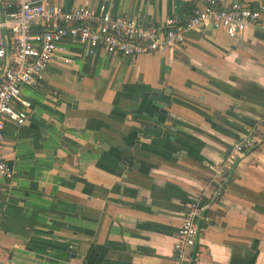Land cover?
<instances>
[{
  "label": "crops",
  "instance_id": "obj_1",
  "mask_svg": "<svg viewBox=\"0 0 264 264\" xmlns=\"http://www.w3.org/2000/svg\"><path fill=\"white\" fill-rule=\"evenodd\" d=\"M48 1L107 4L156 26L207 2ZM65 43L68 61L55 58L39 85L22 86L27 119L6 123L0 264H176L194 199L211 220L185 264H264V140L225 177L211 169L250 130L264 138V12L236 37L190 31L182 45L135 59Z\"/></svg>",
  "mask_w": 264,
  "mask_h": 264
},
{
  "label": "built area",
  "instance_id": "obj_2",
  "mask_svg": "<svg viewBox=\"0 0 264 264\" xmlns=\"http://www.w3.org/2000/svg\"><path fill=\"white\" fill-rule=\"evenodd\" d=\"M4 20L0 15V75L3 73L8 46L10 65L0 78V194L1 180L12 171L3 157L7 122L22 124L29 115L31 102L22 94V86H37L45 78L49 64L60 58L68 61L65 40L73 38L84 44L90 54L103 47L110 54L118 53L129 59L144 54L165 51L182 45L186 34L203 29L223 30L236 37L250 26L258 25L264 6L233 2L224 6L217 0H207L202 8L187 19L169 16L159 25H146L129 13H113L110 5L94 10L89 2L66 8L48 0H0ZM36 22L41 30L34 32ZM4 29L8 31V40ZM259 124L264 127V120ZM260 140L255 129L237 142L221 165H212L217 177H225L235 161ZM210 222L202 210V201L187 204L181 229L174 245L176 264H185L192 257L201 223Z\"/></svg>",
  "mask_w": 264,
  "mask_h": 264
},
{
  "label": "water",
  "instance_id": "obj_3",
  "mask_svg": "<svg viewBox=\"0 0 264 264\" xmlns=\"http://www.w3.org/2000/svg\"><path fill=\"white\" fill-rule=\"evenodd\" d=\"M0 15H1V18L4 20V18H5V15H4V9H3L1 3H0ZM4 34H5L6 39L8 40V31H7L6 29H4ZM10 60H11V59H10V50H9V46H8L7 57H6V64H5V68H4L3 73L0 75V78L3 77V75L5 74V72H6L7 68H8V66L10 65ZM263 140H264V138L261 139V140H259V141L255 144L254 147H256L257 145L261 144V143L263 142ZM254 147H253V148H254ZM253 148H251L250 151H251ZM246 153H247V152H245L243 155H241V156L235 161V163L232 165V167H231V169H230L231 172H233V171L235 170V168H236V166L238 165L239 161L245 156ZM129 162H130V161H129Z\"/></svg>",
  "mask_w": 264,
  "mask_h": 264
},
{
  "label": "trees",
  "instance_id": "obj_4",
  "mask_svg": "<svg viewBox=\"0 0 264 264\" xmlns=\"http://www.w3.org/2000/svg\"><path fill=\"white\" fill-rule=\"evenodd\" d=\"M193 14H194V13H193ZM193 14H192V15H193Z\"/></svg>",
  "mask_w": 264,
  "mask_h": 264
}]
</instances>
